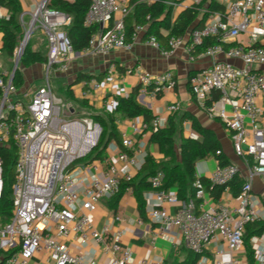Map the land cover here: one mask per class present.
I'll return each instance as SVG.
<instances>
[{
  "label": "built area",
  "instance_id": "1",
  "mask_svg": "<svg viewBox=\"0 0 264 264\" xmlns=\"http://www.w3.org/2000/svg\"><path fill=\"white\" fill-rule=\"evenodd\" d=\"M51 2L39 1L29 13L30 21L25 19L27 13L20 17L23 40L40 30L48 43L44 84L28 100L25 98L29 96L20 95L14 84L24 53L23 41L14 52V70L7 73L3 71L4 44L0 38V146L12 142L18 152L12 216L8 222L0 216V264H102L97 259L100 250L108 257L105 264H134L132 250L120 245L125 233L110 224L98 228L97 215L102 204L107 206L117 197L121 185L131 183L145 165L149 155L139 146L138 136L149 127L145 122L133 124V133H123L121 144L112 141L108 145L105 159L84 162L98 145L103 130L92 118L77 117L72 104L53 92L51 74L67 73L76 53L67 32L72 18L51 8ZM203 3L183 0L171 6L200 7ZM132 11L119 0H90L86 25H98L99 30L81 54L107 56L115 50L130 49L146 30L135 27L127 41L125 22ZM9 18V10L0 3V19ZM241 35L247 42L238 41ZM208 39L218 43L198 51ZM146 43L165 58L184 48L191 61L204 56L211 59L209 66L190 77L191 93L210 118L229 130L234 154L243 166L222 167L216 160L208 181L212 186H224V192L231 194L226 203L215 201L204 177L197 174L195 195L187 200L162 189L163 173L150 178L151 190L144 198L157 230L153 241L182 240L198 257L196 264H264V231L248 235L250 225L264 223V200L254 187L256 178L264 183V0H229L224 13L210 14L202 28L191 30L185 37H172L162 46L151 36ZM115 72L116 66L110 65L108 73ZM139 81L144 89L153 87L152 98L175 86L171 71L160 76L142 72ZM86 86L85 95L101 89L96 79ZM105 108L106 113H113L115 98L108 99ZM178 111L179 105L172 104L167 113ZM165 127L166 119L156 117L152 131ZM189 138L198 140L199 136L192 131ZM237 177L243 184L233 195L229 184ZM3 189L0 158V199ZM127 193L134 194V189L128 188ZM109 210L116 223L144 225L142 218L127 220ZM143 264L163 261L145 260Z\"/></svg>",
  "mask_w": 264,
  "mask_h": 264
},
{
  "label": "trees",
  "instance_id": "2",
  "mask_svg": "<svg viewBox=\"0 0 264 264\" xmlns=\"http://www.w3.org/2000/svg\"><path fill=\"white\" fill-rule=\"evenodd\" d=\"M182 1L157 0L153 4H148L143 0H131L133 11L125 22L127 41L131 40L135 27L139 26L146 28V38L154 36L162 46H166L170 38L185 37L191 30L202 28L210 14L225 12V6L218 3L217 0H204L200 7H189L177 18H174V7L171 6V3H180ZM0 3L10 12L8 20L0 19V36H2L4 44L3 52L5 57L13 60L14 52L20 46L24 37V29L20 21L23 13L22 5L19 0H0ZM50 7L56 11L66 13L72 18V24L67 29V32L71 38L75 53H82L86 50L89 47L91 37L99 30L98 25H86L90 0H75L74 2L52 0ZM203 10L206 12H202ZM163 32H167V34L165 35ZM217 43L215 39H208L205 41L203 48L198 51ZM30 45L29 41L21 57L20 67L22 68H30L35 64H45L47 62V57L40 51L32 50ZM19 68L14 76V84L18 89H21L24 80L22 71ZM85 77L91 80V77ZM80 79H78V82ZM67 92L70 99H74L71 89H67ZM138 94L139 88L135 89L127 97L115 96L116 108L113 113L91 115L93 121L101 125L103 132L98 145L84 159V162L103 160L107 156V147L112 141H116L119 144L122 143L116 124L117 115H123L128 119L143 118L149 127L145 133H151L150 141L159 146L161 153L164 155V160L157 162L153 156L149 155L145 165L135 179L131 183H123L120 194L108 202L107 206L117 211L127 189L132 187L138 202V209L141 216L144 217L146 212L144 194L151 190L150 178L163 173L165 177L162 189L170 190L176 187L180 200H187L195 195L193 184L196 180L197 164L200 161L214 157L222 167L231 163L223 153L221 143L215 132L203 127L192 114L185 113L183 115L179 122L180 129L177 127L174 118L170 117L168 126L158 130V132H153L152 126L156 117L152 111L137 102ZM1 97L2 91L0 89ZM186 120L191 121L192 130L199 136V139L193 140L189 137H182L178 147V134L182 131L183 123ZM218 151H221L220 155H217ZM0 158L3 161L4 179V189L0 199V216L4 221L8 222L12 216L16 163L18 160V152L12 142L0 146ZM202 180L214 200L219 201L225 191V187L212 186L207 179L202 178ZM242 184L243 181L240 177H237L229 184L233 195H237L240 192ZM262 231H264V223L248 227L249 236ZM185 252L186 256L183 259L172 256L165 264H196L198 257L187 249Z\"/></svg>",
  "mask_w": 264,
  "mask_h": 264
},
{
  "label": "crops",
  "instance_id": "3",
  "mask_svg": "<svg viewBox=\"0 0 264 264\" xmlns=\"http://www.w3.org/2000/svg\"><path fill=\"white\" fill-rule=\"evenodd\" d=\"M41 0H23L21 2L23 13H27L25 19L30 21L32 13L37 3ZM122 3L129 5L131 8V0H119ZM148 4H153L157 0H143ZM218 3L225 6L229 0H217ZM188 5L177 6L174 8L173 16L177 18L185 9L189 8ZM133 9V8H132ZM146 29V28H145ZM165 35L167 32H163ZM35 35V33H34ZM32 36L30 43L33 44L32 50L40 51L43 48L46 50L44 55L47 57L48 43L46 37L41 32L40 35ZM2 38V36H0ZM146 30L140 35V39L133 43L130 49H120L111 52L107 56H93V55H82L76 53V58L70 64L68 72L63 74L57 71L53 72V76L59 80L66 81L68 89L74 94V99H70L69 102L76 107V116L79 117V110L81 108L86 109L82 114H99L103 115L106 113L105 103L108 99L115 98V96H129L135 89L139 88V94L137 102L150 111H152L155 117H163L166 119V126L169 124V118H174L177 127H179L180 119L185 113L194 115L200 124L211 129L217 135L223 153L228 157L231 164L242 166V161L236 157L232 147V135L229 130L225 127L222 122L217 119L210 118L201 105L194 99L191 90L189 80L191 74H194L211 64V59L208 57H198L195 61H191L188 53L184 48H181L175 52L170 58L162 56L158 49L149 46L146 43ZM238 41L243 43L247 42V37L241 35ZM223 59V58H222ZM235 62V61H233ZM2 63L5 72L12 73L15 67L13 60L8 59L3 55ZM237 63V62H235ZM46 64V63H45ZM45 64H35L30 68L19 69L23 75V87L19 89L20 95L27 94L29 97L25 98L28 100L31 94L40 86L44 84L45 80ZM116 66V72L109 74L108 70L110 65ZM173 72L175 86L172 89H167L156 98L151 97V91L153 87L144 89L142 88L139 81V74L142 72L149 73L153 76H160L166 72ZM131 72V73H129ZM85 76L96 79L101 83V89L98 92H91L87 95V83L77 85L78 79ZM172 104L179 105V111L173 115H168V107ZM78 110V112H77ZM81 114V113H80ZM141 125L144 123V119L141 117L128 119L123 115H117V128L120 136L123 133L132 134L133 124ZM181 126V125H180ZM185 131L190 135L192 130V123L186 120L183 123ZM190 130L189 132L186 130ZM186 135L185 137H189ZM151 133L147 132L140 136L139 146L147 152L148 155L153 156L157 162L164 160V155L161 153L160 148L157 144L150 141ZM216 168L215 158H209L207 160L200 161L197 164V175L204 177L208 180L210 175ZM264 185L261 179L254 181V187ZM171 191L178 193V189L172 188ZM258 193V191H257ZM231 199V194L223 193L220 202L226 203ZM112 210V209H111ZM151 208L146 206V212L144 217L141 216L138 209V202L134 194L127 193L122 198L117 212L123 215L127 220L136 221L139 218L144 219V225L139 226L136 223H124L119 224L114 222V214L103 203L99 213L97 215V227L101 228L105 224H110L113 229L122 230L125 235L120 240V245L132 250L135 262L134 264H143L145 260L160 259L165 262L169 261L172 256H176L179 259L185 257V244L182 240L178 239L175 243L167 242L161 238L153 241L156 237V227L150 219ZM172 213H175V209H171ZM97 259L100 263L105 264L108 261V257L103 254L100 250Z\"/></svg>",
  "mask_w": 264,
  "mask_h": 264
},
{
  "label": "rangeland",
  "instance_id": "4",
  "mask_svg": "<svg viewBox=\"0 0 264 264\" xmlns=\"http://www.w3.org/2000/svg\"><path fill=\"white\" fill-rule=\"evenodd\" d=\"M26 20H28V19H26ZM41 34V31L40 30H37L36 32H35V35L34 36H36V35H40ZM23 41V40H22ZM20 45H22V42H21V44ZM31 46V48H33V44H31L30 45ZM38 51V50H37ZM45 49L43 48V50H40V52L44 55V53H45ZM53 74V73H52ZM51 74V85H52V89H53V92H54V94L58 97V98H61V99H63L65 102H69V100H70V96H69V94H68V92H67V89H68V86H67V84H66V81H61V80H59L57 77H54L53 75ZM88 82V79L86 78V77H83V78H81L80 79V81L77 83V85H82V84H84V83H87ZM72 104V103H71ZM72 106H73V104H72ZM73 108H76V107H74L73 106ZM78 110H79V112H78ZM78 110H77V112L79 113V117L80 118H82V117H88L91 113L90 112H88V114H85V116L82 114L83 112H85L86 111V109H84V108H81V110L78 108ZM81 113V114H80ZM64 116V115H63ZM67 119H71V118H73V116L72 117H66ZM186 130L189 132L190 130H188L187 128H186ZM186 135H189L186 131H185V128L184 127H182V131H180L179 132V134H178V138H177V146L179 147V144H180V140H181V138L182 137H185ZM188 138V137H187ZM257 179H260V178H256L255 180H257ZM257 187V186H256ZM255 187V190L256 191H258V193L263 197V200H264V185H262V186H259L258 188H256ZM185 256H186V252H185Z\"/></svg>",
  "mask_w": 264,
  "mask_h": 264
},
{
  "label": "water",
  "instance_id": "5",
  "mask_svg": "<svg viewBox=\"0 0 264 264\" xmlns=\"http://www.w3.org/2000/svg\"><path fill=\"white\" fill-rule=\"evenodd\" d=\"M29 41H30V39L27 37H25L24 38V40H23V45H22V50L24 51L25 50V48L28 46V44H29Z\"/></svg>",
  "mask_w": 264,
  "mask_h": 264
}]
</instances>
